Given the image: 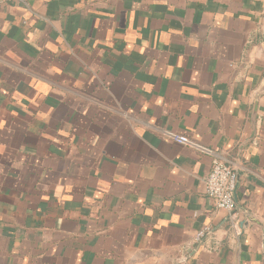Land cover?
<instances>
[{
	"label": "crops",
	"instance_id": "crops-1",
	"mask_svg": "<svg viewBox=\"0 0 264 264\" xmlns=\"http://www.w3.org/2000/svg\"><path fill=\"white\" fill-rule=\"evenodd\" d=\"M0 264H264V0L1 4Z\"/></svg>",
	"mask_w": 264,
	"mask_h": 264
},
{
	"label": "built area",
	"instance_id": "built-area-1",
	"mask_svg": "<svg viewBox=\"0 0 264 264\" xmlns=\"http://www.w3.org/2000/svg\"><path fill=\"white\" fill-rule=\"evenodd\" d=\"M16 0H0V5ZM162 135L170 141L186 145L211 157L210 169L203 178L204 194L212 202L215 208L226 211L229 229L235 236L239 235L240 226L234 191L237 183L236 167L216 156L214 152L199 144L187 135L174 131H163ZM205 234V230L197 231L195 241H199Z\"/></svg>",
	"mask_w": 264,
	"mask_h": 264
}]
</instances>
